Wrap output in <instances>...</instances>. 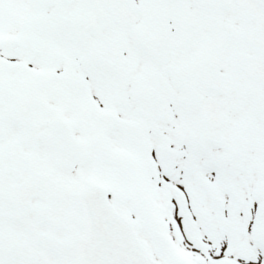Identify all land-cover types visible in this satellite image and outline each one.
<instances>
[{"label": "snow or ice", "instance_id": "snow-or-ice-1", "mask_svg": "<svg viewBox=\"0 0 264 264\" xmlns=\"http://www.w3.org/2000/svg\"><path fill=\"white\" fill-rule=\"evenodd\" d=\"M0 264H264V0H0Z\"/></svg>", "mask_w": 264, "mask_h": 264}]
</instances>
